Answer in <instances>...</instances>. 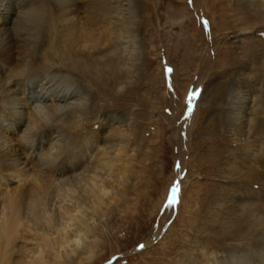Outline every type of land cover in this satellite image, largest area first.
I'll use <instances>...</instances> for the list:
<instances>
[{"label":"rangeland","instance_id":"rangeland-1","mask_svg":"<svg viewBox=\"0 0 264 264\" xmlns=\"http://www.w3.org/2000/svg\"><path fill=\"white\" fill-rule=\"evenodd\" d=\"M233 3L129 0L134 38L133 45L115 51L113 90L117 96L111 102L96 92L95 80L90 81L91 87L87 83L99 111V120L90 130L106 134L109 128L101 126L102 114L107 119L115 116L117 123L111 127L121 130L122 137L113 144L123 151L119 149L114 163L115 175L105 178L102 213L85 212L83 220L95 228L93 233L71 247L73 253L67 258L60 254L69 252V247L50 245L48 264L223 263L226 251L243 242L228 237L238 221L245 231L255 224L256 231L264 227V176L255 167L264 154V15L253 18ZM84 15L81 11L79 17ZM230 85L236 87L230 94L232 101L244 94L250 101L244 136H232L227 128ZM46 99L51 102L49 95ZM257 144L263 145L260 152H254ZM32 151L20 153L21 158L31 159V165L37 154ZM252 152L258 155L256 163L250 159ZM93 154L82 158L85 165ZM32 166L20 165L23 175L11 181L5 173L1 191L15 194L9 191L23 185L27 174L26 181L32 183ZM59 173L61 179L66 177ZM177 181L179 191L173 199L171 189ZM61 199L55 198L52 206L71 205ZM232 201L237 208L231 214ZM75 228L70 225L68 233H75ZM26 237L25 243L16 244L32 251L36 244Z\"/></svg>","mask_w":264,"mask_h":264},{"label":"bare ground","instance_id":"bare-ground-1","mask_svg":"<svg viewBox=\"0 0 264 264\" xmlns=\"http://www.w3.org/2000/svg\"><path fill=\"white\" fill-rule=\"evenodd\" d=\"M232 2L251 12L253 18L264 15V0ZM129 7V0H0V179L4 180L5 173L10 181L23 175L25 169L20 165H33L30 169L35 171L32 183L26 181L27 174V184L9 191L15 194L0 189V264H48L50 245L56 249L69 247V252L60 254L67 258L73 253L71 247H77L83 237L93 233L95 228L91 229L83 220L85 212L102 213L105 181L115 175L114 163L119 149H123L113 144L122 137L121 130L111 127L117 123L115 116L107 119L102 114L101 126L109 128L106 134L90 130L99 111L96 96L87 91V83L91 87L90 81L95 80L96 92L114 101L115 51L133 45V16ZM81 11L83 17H79ZM237 74L240 77L241 72ZM234 85L227 89L226 124L232 136H242L246 115L251 111L250 101L245 94L232 101ZM48 95L51 102L46 101ZM16 132L19 137L13 138ZM45 138L50 140L47 144L41 142ZM260 145H256L254 152L263 146ZM26 150L37 153L32 165L31 159L20 157ZM88 152L93 156L85 165L82 158ZM254 152L250 159L255 162L258 155ZM262 155L256 161L260 165L255 167L264 176ZM51 172L56 174L49 176ZM59 172L66 177H58ZM112 195L115 199L118 196L116 191ZM57 197L61 201L66 198L71 205L58 203L56 209L52 203H56ZM232 208H237L233 201L229 206L231 214ZM70 225H76L72 235L67 231ZM242 226L238 221L234 230L228 227V237L243 242L241 246H231L223 256L224 262L217 264H264V227L256 231L255 224L245 231ZM26 235L36 244L32 251L16 244L25 243ZM187 264L200 262L190 260Z\"/></svg>","mask_w":264,"mask_h":264},{"label":"snow or ice","instance_id":"snow-or-ice-1","mask_svg":"<svg viewBox=\"0 0 264 264\" xmlns=\"http://www.w3.org/2000/svg\"><path fill=\"white\" fill-rule=\"evenodd\" d=\"M189 2L191 3V0H189ZM169 72L171 71V69L168 70ZM191 99L192 97H189V104H188V110L191 111L192 109V105H191ZM177 168L179 169V165H177ZM179 191V182H174L171 192H172V198L175 199L176 195ZM140 247H143V245H141Z\"/></svg>","mask_w":264,"mask_h":264}]
</instances>
